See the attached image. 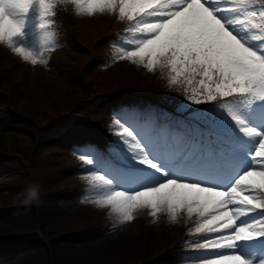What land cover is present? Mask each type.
Here are the masks:
<instances>
[{
    "label": "snow or ice",
    "instance_id": "snow-or-ice-1",
    "mask_svg": "<svg viewBox=\"0 0 264 264\" xmlns=\"http://www.w3.org/2000/svg\"><path fill=\"white\" fill-rule=\"evenodd\" d=\"M60 4H72L76 15L107 12L127 20L123 31L130 35L113 59L150 72L167 69L169 85L183 87L192 104L215 105L229 134L223 157L183 152L169 158L117 119L125 182L87 169L85 200L109 209L117 224L143 210L154 222L161 213L172 222L181 213L195 215L190 234L203 238L191 246L213 253L195 257L196 264H264V0H0V45L32 65L46 64ZM79 158L95 164L89 154ZM214 160L229 165L227 183L177 174Z\"/></svg>",
    "mask_w": 264,
    "mask_h": 264
},
{
    "label": "trees",
    "instance_id": "trees-1",
    "mask_svg": "<svg viewBox=\"0 0 264 264\" xmlns=\"http://www.w3.org/2000/svg\"><path fill=\"white\" fill-rule=\"evenodd\" d=\"M103 16L108 19H99ZM53 19L51 30L65 45L47 56L57 60L66 81L51 78L43 83L44 73L38 67V81L30 89L31 63L24 62L14 73L21 58L16 55V63L7 61L6 46L0 45V117L14 125L5 132L20 130L29 137L22 151L17 143L12 149L0 144V164L13 161L21 170L0 192V216L9 218L0 228V253L29 250L19 264H178L194 252L190 239L203 238L190 234L192 229L180 240L166 238L160 244L152 243L144 229L136 239L130 235L71 245L101 234L113 219L95 208L70 209L72 201L91 190L85 179H78L79 160L67 148L89 137L88 154L101 155L103 170L115 166V174L123 177V145L114 124L119 119L129 126L153 128L159 139L170 142L167 153L174 145L177 151L184 146L191 154L223 157L230 146L229 134L215 105L192 104L183 87L169 85L165 68L150 72L132 64L114 72L98 69L114 61L116 47L130 35L123 31L129 22L120 21L118 14L106 12L85 22L75 19L72 4H62ZM94 69L99 73L92 74ZM30 187L36 189L35 199L29 197Z\"/></svg>",
    "mask_w": 264,
    "mask_h": 264
},
{
    "label": "rangeland",
    "instance_id": "rangeland-1",
    "mask_svg": "<svg viewBox=\"0 0 264 264\" xmlns=\"http://www.w3.org/2000/svg\"><path fill=\"white\" fill-rule=\"evenodd\" d=\"M99 15L100 14H96L93 16H87V15L81 16V15H76L74 11L75 19H83L85 22H86V19L88 21H93ZM99 19L104 21L108 18L103 16L102 18H99ZM56 37H57V34L55 33V37H54L55 48L52 51H58V48H61L65 45V44H62V45L59 44L58 41L56 40ZM6 50H7V59H9L7 61H10V59H12L14 62L18 60V58L15 57L16 54H14L8 47ZM49 52L51 51H47L44 53V57L47 60L46 64L38 63L36 64L37 68L36 67L33 68L34 65L31 64V68H29V71H28L29 73L27 74L28 75L27 86L32 90L35 87V84H36L35 81H38V78L36 76H37V70H39L40 68H41V71L45 75V76L43 75V78H42L43 83L48 84L47 80L51 78H54L60 81H66L65 71L59 66H57L56 59H53L47 56V53ZM24 62L25 61H23L22 59H19L18 63L15 62L16 65H15L14 73H17V71H20V69L23 68V66L25 65ZM26 63H29V62H26ZM132 64L134 63L129 62L128 60H115L114 59L113 62H107V63H104L103 65H100L98 69H105L106 67H108L109 70L107 71L114 72L117 69L120 70L122 66H126V65L131 66ZM38 67L40 68L38 69ZM107 71L104 70L103 72L105 73ZM95 72H96L95 69L92 70V74ZM96 73H99V72L97 71ZM7 119H8L7 117H0V144L5 145L8 148L12 149L13 145L17 143V145H19L18 149L22 151L24 147L27 146L29 137L26 135H23L20 132V130H14L13 132H5L6 129H9L10 126H14V125H11V121L7 122ZM136 132L139 134V137H141L144 142L151 145V147L155 151L157 142L155 141V134H154L155 132L153 131V128L146 126V127H142L141 129H136ZM89 146H91V141L88 137L86 139L80 140L74 145H70L67 148V150L72 156H74L77 159L79 157V154L81 153L88 154L87 151H88ZM89 155H91L94 158L95 164L85 165V163L82 160H79L80 168L77 174L78 179L84 180L83 175L86 174L87 169H90V170H98L101 173L107 174L109 177L113 178L114 180H118L121 183L125 182L121 174L116 175L107 169L103 170V168L101 167V162H100L101 158L99 155H97V153L90 152ZM18 172H21V170H18V167L13 161L8 162V163L3 162L0 164V192H1V189L5 187L6 183H10L11 180L16 178L15 175ZM177 174L184 175L189 180H201L209 184L227 183L228 177H229L227 176L226 178H223L222 176H215L212 174L205 175L201 172L196 171V168L193 167V164L186 170L181 168L180 170H178ZM85 196L86 195H84L81 199L77 201H72L70 203L71 204L70 209H73L77 206L90 207L92 210L96 209L97 212H99V214H103L105 218L113 219V223L109 225L101 234L99 233L97 236H91L86 239L82 238V239H79L71 243L72 246H76V247L83 245L85 243H92V244L101 243L109 237L116 239V238L123 237V236L133 235L134 239H136L137 235H139V233L143 231L144 229L149 230L151 234L152 243L160 244L162 242H166L169 239L170 241H173L175 240L176 237L178 238L179 236L183 234L185 235L187 233L186 230L190 226L191 227L195 226L196 221H197V217L195 215L189 218L186 215V213H181L178 216L177 220L175 222H172L166 213H161L158 215V218L154 222L153 218L149 215V212L147 210H143V211H139L136 213V217L133 221L127 222L124 224H117V217L115 215H109V211H110L109 209L107 208L101 209L95 206L94 204L87 202L85 200ZM252 215L255 216V214H252ZM88 218L89 217H87L86 219ZM242 219H248V218H242ZM8 221H9L8 217L0 216V228L5 227ZM113 225H116V226L113 227ZM201 239L202 238L193 237L190 239V242L198 241ZM190 251H194V252L186 256L185 259L178 261L177 263L178 264H196V261L194 259L195 257L197 256L211 257L213 255L212 252H205L202 249L197 250V249H194L192 246H191ZM223 251L227 253L229 250H223ZM28 252L29 250L27 251V250H24L23 248H18L17 250L7 251L6 253H0V264H19V261L25 256H27Z\"/></svg>",
    "mask_w": 264,
    "mask_h": 264
},
{
    "label": "clouds",
    "instance_id": "clouds-1",
    "mask_svg": "<svg viewBox=\"0 0 264 264\" xmlns=\"http://www.w3.org/2000/svg\"><path fill=\"white\" fill-rule=\"evenodd\" d=\"M28 193H29L30 199L36 198L37 193H36V189L34 187H30L28 190Z\"/></svg>",
    "mask_w": 264,
    "mask_h": 264
}]
</instances>
